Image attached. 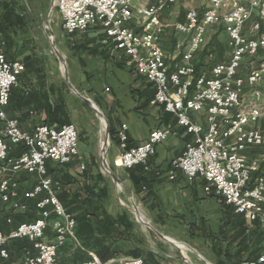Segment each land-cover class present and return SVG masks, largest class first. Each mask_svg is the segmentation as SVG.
Instances as JSON below:
<instances>
[{
	"label": "crops",
	"instance_id": "obj_1",
	"mask_svg": "<svg viewBox=\"0 0 264 264\" xmlns=\"http://www.w3.org/2000/svg\"><path fill=\"white\" fill-rule=\"evenodd\" d=\"M178 2L168 5L160 15L163 31L159 45L171 72L185 63L183 54L189 43V36L175 28L189 10L178 9ZM52 4L53 0H0V52L26 67L11 90L5 109L9 118L18 120L28 132L47 123L55 127L78 125L80 156L64 165L48 163L49 174L60 183L58 198L76 219L77 241L70 239L58 248V261L81 264L90 258L89 251L107 264H122L135 255L147 264H194L187 259L189 254L205 264H240L264 255V233L258 222L237 213L222 197L207 193L202 177L190 180L180 169L173 179L170 177L172 161L195 136L164 107L152 105L155 85L137 71L128 54L102 43L101 24L69 34L62 20L54 21V43L65 59L64 65L52 48L50 32H43L40 19L44 11L48 15ZM129 26L140 28L137 19ZM246 27L248 35H258ZM226 47L229 51L224 53ZM230 57L228 33L216 26L207 33L206 43L195 53L193 62L200 73L213 77V66L228 62ZM82 97L102 110L107 130H113L105 155L117 181L105 175L103 139L88 123L94 112L100 114ZM242 97L244 101L251 99L249 87ZM191 117L207 130V108L192 112ZM123 124L128 127L131 147L146 141L154 129L170 127L171 134L158 144L146 165L123 169L117 164L118 131ZM252 126L264 130V118ZM243 154L249 162H258L252 170L254 183L264 168V147H252ZM81 163H85V169ZM10 176L1 173L0 180ZM14 177L19 181L18 199L25 201L23 194L35 186L36 179L25 172ZM46 196L42 192L36 199L27 200L28 206L21 212L0 204V232L7 234L21 222L36 219V202ZM129 197L133 200L130 204ZM7 216H12V223L6 221ZM57 219L56 213L48 219L49 240L55 236L53 223ZM8 249L9 257H0V264H25L33 247L20 239L10 243Z\"/></svg>",
	"mask_w": 264,
	"mask_h": 264
},
{
	"label": "built area",
	"instance_id": "obj_2",
	"mask_svg": "<svg viewBox=\"0 0 264 264\" xmlns=\"http://www.w3.org/2000/svg\"><path fill=\"white\" fill-rule=\"evenodd\" d=\"M178 1L56 0L55 6L66 33L87 31L101 24L102 43L128 54L137 71L155 85L152 105L164 107L178 124L194 134V141L172 161L170 177L173 179L178 169L190 180L202 177L207 193L222 197L237 213L258 222L264 233V168L252 183V170L258 162H249L243 154L249 148L264 147V130L252 126L264 118V0H210L203 11L190 8L185 20L175 24L178 32L189 36L183 54L185 63L171 72L159 45L163 31L160 15ZM254 16L257 19L251 30L258 35L252 37L245 27ZM136 19L139 30L129 26ZM216 26L228 33L231 57L226 63L215 64L213 77H207L197 71L193 59L206 43L207 33ZM25 69L23 62L9 60L4 51L0 52V174H12L0 180V204L21 212L27 208V200L36 199L42 192L47 196L36 202V219L21 222L7 234L0 232V257H9L10 243L27 239L33 250L26 256L25 264H61L57 251L67 238L77 241L76 219L58 198L56 189L60 183L49 174L47 163L64 165L80 156L79 133L73 123L61 127L41 124L28 132L18 120L7 116L11 90ZM246 87L251 89L248 101L242 97ZM205 108L206 131L191 117L192 112ZM127 128L123 124L118 131L117 164L123 169L146 165L158 144L171 134L170 127L154 129L146 141L131 147ZM18 146H23L24 152L10 157V151ZM81 168L85 169V163H81ZM22 172L37 176L35 186L23 194L25 201L18 199L19 181L14 177ZM52 213L59 219L53 223L55 236L49 240L46 229ZM6 221L12 223V216H7ZM89 255L81 264H107L97 253L89 251ZM122 264L147 263L138 256L127 258ZM240 264H264V255Z\"/></svg>",
	"mask_w": 264,
	"mask_h": 264
},
{
	"label": "rangeland",
	"instance_id": "obj_3",
	"mask_svg": "<svg viewBox=\"0 0 264 264\" xmlns=\"http://www.w3.org/2000/svg\"><path fill=\"white\" fill-rule=\"evenodd\" d=\"M209 3H210V0H179L178 4L176 6L178 7V9L180 7H182L184 9L196 8V9L202 10ZM46 13H47V11H44V15H42V17L40 19L42 21L43 32L49 33L50 30L54 28V26H53L54 21H56V20L60 21V20H62V17H61V14L59 13V11L56 9V6H55V9L53 10V13L51 14V16L49 18H48V15ZM47 19L50 20L49 24L47 23ZM256 19H257V17L254 16L253 19L247 23L246 29L251 28L253 20H256ZM228 51H229V49H228V47H226L224 50V53H227ZM88 123H91L92 127H94V129H96V132L98 133V135L101 134V138L103 140H106L107 133H108L107 132V125L106 126L103 125V120H101V117L98 116V114L96 112H94L92 114V117H90V120H88ZM73 124L76 126V128H78L77 123H73ZM103 127L105 130H103ZM109 136H110V134H109ZM109 141H110V138H109ZM97 156L99 157V154ZM48 163H49V161H48ZM47 167L49 168V164H47ZM103 171L107 177L110 176V174L104 169V167H103ZM30 175L37 180V176L35 173H31ZM127 201H129V204H130V202L131 203L133 202V200H130V197ZM70 239L73 240L71 237H69V238H67L66 242ZM186 257H187V259H189L194 264H205L204 262H202L198 257H196L193 254H189V256L187 255Z\"/></svg>",
	"mask_w": 264,
	"mask_h": 264
},
{
	"label": "water",
	"instance_id": "obj_4",
	"mask_svg": "<svg viewBox=\"0 0 264 264\" xmlns=\"http://www.w3.org/2000/svg\"><path fill=\"white\" fill-rule=\"evenodd\" d=\"M55 0H53V4H52V6H51V8H50V10H49V13H48V18L51 16V14L53 13V10L55 9ZM49 22H50V20L49 19H47V23L49 24ZM49 38H50V41H51V45H52V48L54 49V51L56 52V54L62 59V61L64 62V65H65V59H64V57H63V55L61 54V51H59V49L57 48V46L55 45V43H54V37H53V31H52V29L50 30V35H49ZM66 78H67V80H68V77H67V73H66ZM85 101H87L90 105H92L94 108H95V110L100 114V117H101V120H102V118H104L105 119V121H106V125H107V119H106V117H105V115H104V113L102 112V110L98 107V106H96L90 99H88V98H86V97H82ZM107 137H106V140H103V143H105V146H103V151H102V154H101V157H102V160H103V163H104V165H105V167H106V169H107V172L113 177V179L115 180V181H117V177L115 176V174L112 172V170H111V168H110V166H109V164H108V162H107V159H106V155H105V151H106V144L108 145V143H109V138H110V136H109V131L107 130ZM176 243V242H175ZM176 244H178L179 245V243H176ZM203 259V258H202ZM204 260V259H203ZM207 262V261H206ZM207 264H210L209 262H207Z\"/></svg>",
	"mask_w": 264,
	"mask_h": 264
},
{
	"label": "trees",
	"instance_id": "obj_5",
	"mask_svg": "<svg viewBox=\"0 0 264 264\" xmlns=\"http://www.w3.org/2000/svg\"><path fill=\"white\" fill-rule=\"evenodd\" d=\"M57 9V8H56ZM197 69V68H196ZM198 71V70H197ZM199 72V71H198ZM47 124H49V125H51L50 123H47ZM109 132H110V136H111V138H112V136H113V130H112V128L110 127V129H109ZM24 150H25V148L23 147V146H18V147H15V148H13L11 151H10V157H17V156H19V155H21L23 152H24ZM48 164V163H47ZM59 165V164H58ZM49 169V168H48ZM253 183V182H252ZM251 183V184H252ZM69 210V209H68ZM70 211V210H69ZM18 240H20V239H18ZM25 240V242H27L28 243V241L29 240H27V239H24ZM30 242V241H29ZM32 244V243H31ZM139 255H135V257H138ZM101 259L102 260H104L102 257H101Z\"/></svg>",
	"mask_w": 264,
	"mask_h": 264
},
{
	"label": "bare ground",
	"instance_id": "obj_6",
	"mask_svg": "<svg viewBox=\"0 0 264 264\" xmlns=\"http://www.w3.org/2000/svg\"><path fill=\"white\" fill-rule=\"evenodd\" d=\"M102 120H103V118H102ZM105 123V122H104ZM103 146H105V143L103 144ZM106 146H107V144H106Z\"/></svg>",
	"mask_w": 264,
	"mask_h": 264
}]
</instances>
